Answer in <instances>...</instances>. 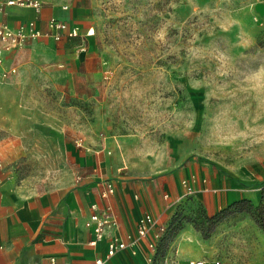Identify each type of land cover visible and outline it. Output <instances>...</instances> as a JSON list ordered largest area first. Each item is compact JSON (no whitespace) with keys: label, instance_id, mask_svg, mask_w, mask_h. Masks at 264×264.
I'll return each instance as SVG.
<instances>
[{"label":"rangeland","instance_id":"1","mask_svg":"<svg viewBox=\"0 0 264 264\" xmlns=\"http://www.w3.org/2000/svg\"><path fill=\"white\" fill-rule=\"evenodd\" d=\"M82 4L81 37L39 39L3 64L16 73L0 68V181L84 186L95 155L99 175L146 189L168 231L156 264H264V0ZM191 174L206 182L184 197ZM242 200L254 214L196 230Z\"/></svg>","mask_w":264,"mask_h":264},{"label":"crops","instance_id":"2","mask_svg":"<svg viewBox=\"0 0 264 264\" xmlns=\"http://www.w3.org/2000/svg\"><path fill=\"white\" fill-rule=\"evenodd\" d=\"M42 2L40 14H36L31 8L13 7L6 15H0V21L18 26L37 18L38 26L46 31L49 18L55 16L69 26L80 27L82 32L83 0ZM64 6H68V9L64 10ZM23 49L6 54L0 64L3 72L11 68L17 69L15 66L6 68L3 64L6 65ZM6 145L12 147L13 151L21 150V144L17 141ZM5 150L8 148L0 147V153ZM99 152L101 151L97 150L95 154ZM93 162H96L93 179L84 186L67 182L64 176L46 189L19 186L11 180L0 181V264H52L53 258L56 260L55 264H93L97 257L105 254V242L95 247L90 245L94 235L85 225L91 215V204L101 203L99 181L104 177L97 173L99 165L95 155ZM113 181L117 191L112 204L118 214L121 234H135L140 217L151 213L158 223L149 236V240L153 239L162 225L159 224L158 217L148 211L150 207L145 195L146 189L136 183ZM179 188L182 192L180 182ZM121 261H125L123 264H146L145 253L141 250L134 256L130 250L122 251L107 264H122Z\"/></svg>","mask_w":264,"mask_h":264},{"label":"built area","instance_id":"3","mask_svg":"<svg viewBox=\"0 0 264 264\" xmlns=\"http://www.w3.org/2000/svg\"><path fill=\"white\" fill-rule=\"evenodd\" d=\"M13 7L31 8L36 14H40L43 8L42 0H0V15H6ZM64 10L68 6L63 7ZM95 34L93 28L88 29L85 36ZM81 29L78 26H69L68 23L53 16L47 22V30L43 31L38 26V19L34 18L26 23L18 26H11L8 23L0 21V64L3 63L6 54L25 48L31 42L42 38H52L56 42H61L65 37L70 39L81 37ZM83 51L85 49H82ZM17 72L16 68L5 70L3 75L7 77L10 74ZM78 147L89 151L82 139L76 141ZM111 152L109 151L108 154ZM0 167L2 161L0 159ZM78 181L82 178L78 177ZM205 184L204 177L196 174H191L180 181L182 194L184 197L193 196L197 192L198 183ZM101 186L99 196L100 202L91 204V215L86 221V227L93 233L94 238L90 245L95 247L99 243H106V252L104 255L97 257L93 264H107L118 253L130 250L131 254L137 256L139 251L145 253L146 264H156L155 254L157 251L158 242L163 237L166 227L161 226L155 232L153 239L149 240L152 231L157 227V220L151 213L143 214L137 222L136 233L123 235L120 232V221L118 214L112 204V199L116 195V183L109 178H104L99 181ZM169 195H165V199H169ZM51 263L55 264L56 260L51 259ZM173 263L180 264L178 259ZM185 264H224L221 260H205V259H189Z\"/></svg>","mask_w":264,"mask_h":264},{"label":"trees","instance_id":"4","mask_svg":"<svg viewBox=\"0 0 264 264\" xmlns=\"http://www.w3.org/2000/svg\"><path fill=\"white\" fill-rule=\"evenodd\" d=\"M248 204H249V201H247V200H242V201H239V202H235L232 205H230L229 207H227V208L223 209L222 211L218 212L214 216L206 217L204 219V224L205 225L204 224H201V225L200 224H196V230H198L202 234L204 239H207L208 236L216 230V227L220 223L228 220L230 217L234 216L235 214L242 213V212H248V213L254 214V213H252L253 207H248ZM263 208H264V188H263V192H262L261 205H260V207L257 210H261L262 211ZM167 233H168V231H167V227H166V231H165L163 237L158 242L157 251H156V254H155L156 262H157V256H159V254H160L159 246H160V243H162V242L164 244V251H165V247L167 245V239L165 237H166Z\"/></svg>","mask_w":264,"mask_h":264}]
</instances>
